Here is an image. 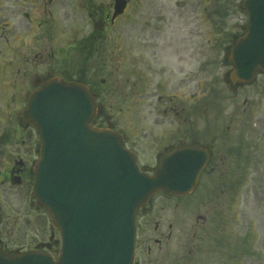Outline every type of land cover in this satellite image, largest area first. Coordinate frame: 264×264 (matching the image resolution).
Wrapping results in <instances>:
<instances>
[{"label":"flooded vegetation","instance_id":"1","mask_svg":"<svg viewBox=\"0 0 264 264\" xmlns=\"http://www.w3.org/2000/svg\"><path fill=\"white\" fill-rule=\"evenodd\" d=\"M186 15L182 0H0L1 252L58 257L59 230L32 196L41 145L25 109L44 83L62 78L88 87L92 126L118 131L137 161L199 151L193 191L153 194L139 210L135 264H149V241L158 264H226L235 207L251 197L245 170L264 166V73L250 83L230 80L221 41L189 39ZM140 130L143 144L130 138ZM141 219L154 225L142 241Z\"/></svg>","mask_w":264,"mask_h":264},{"label":"water","instance_id":"2","mask_svg":"<svg viewBox=\"0 0 264 264\" xmlns=\"http://www.w3.org/2000/svg\"><path fill=\"white\" fill-rule=\"evenodd\" d=\"M247 31L230 54V79L250 81L264 71V0L243 2ZM26 112L42 142L34 195L62 237L58 260L25 252H0V264H133L138 209L152 193L190 192L199 168L194 149L163 157L148 175L141 172L122 138L92 128L95 100L87 88L50 80Z\"/></svg>","mask_w":264,"mask_h":264},{"label":"rangeland","instance_id":"3","mask_svg":"<svg viewBox=\"0 0 264 264\" xmlns=\"http://www.w3.org/2000/svg\"><path fill=\"white\" fill-rule=\"evenodd\" d=\"M178 1V0H177ZM184 6L186 7L187 12V36L189 39L200 38L199 41L202 43V40L206 43L208 42V38H211V43L221 41L220 45L223 51L226 50V46L231 43V36L234 34H238L241 31V26H236V24L242 25V23L246 20L247 15L243 8H241V2L243 0H182ZM213 23V24H212ZM203 38V39H202ZM215 38V39H214ZM195 44V42H194ZM129 55L134 56V52L129 53ZM119 60V54L115 53L113 61ZM125 66V65H124ZM124 67L121 68L119 72V83L121 84L125 74L123 73ZM226 70V67L224 68ZM220 75V72L219 74ZM104 98L110 100V97L104 95ZM109 100H105V104H111ZM148 98L146 99L147 103V111L144 113V116L147 115L148 109L150 105L148 104ZM126 99L122 101L121 107L123 110L126 108L124 102L126 103ZM117 109V108H116ZM116 109L112 107V109H108L107 112L115 113ZM155 113H153L154 115ZM139 126H144L145 122L137 115ZM119 117L124 121L125 117H123L122 112L119 113ZM149 124L153 126L154 131H157L159 126H155L152 121H149ZM131 140L139 142V144H143V137L138 134L137 137H133L131 135ZM142 149L141 147H139ZM141 162H145L147 164L154 163L151 159H146L142 157ZM246 175H248L251 179L250 186L252 188L251 197L250 198H241L240 206L238 207L239 202H237L236 210H238L237 214V226L234 225L235 233L229 236L230 242L226 241V247L224 248V257L226 264H264V166L249 167L245 170ZM227 194V193H226ZM226 194H224L226 196ZM248 201V202H247ZM249 203V204H248ZM248 205L249 209L247 211H243L244 206ZM227 213V216L230 217ZM142 223L143 230L140 231V241H142L143 232H147L151 234V237L154 235L153 226H147L144 219L140 220ZM235 223V224H236ZM253 226L250 228V226ZM253 231V232H251ZM249 243V247L244 248L242 245L240 248V253L238 256H234L232 246L233 243H242L245 241ZM152 247V253L149 256V264H158L155 254H154V244L149 241L148 242ZM145 250L144 246L141 247V250ZM235 249H238L236 247Z\"/></svg>","mask_w":264,"mask_h":264}]
</instances>
